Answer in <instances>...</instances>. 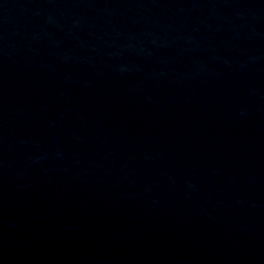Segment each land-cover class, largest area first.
Here are the masks:
<instances>
[{
	"label": "water",
	"instance_id": "95a60500",
	"mask_svg": "<svg viewBox=\"0 0 264 264\" xmlns=\"http://www.w3.org/2000/svg\"><path fill=\"white\" fill-rule=\"evenodd\" d=\"M0 264H264V0H0Z\"/></svg>",
	"mask_w": 264,
	"mask_h": 264
}]
</instances>
